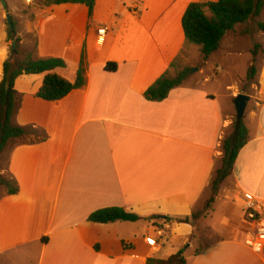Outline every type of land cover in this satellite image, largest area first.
I'll return each mask as SVG.
<instances>
[{
  "label": "crops",
  "instance_id": "obj_1",
  "mask_svg": "<svg viewBox=\"0 0 264 264\" xmlns=\"http://www.w3.org/2000/svg\"><path fill=\"white\" fill-rule=\"evenodd\" d=\"M32 1L5 0L20 53L63 61L65 68L52 74L69 83L83 57L85 86L48 103L35 97L43 74L14 82L21 96L15 124L44 132L47 140L36 144L27 136L0 154V176L17 187L15 195L0 187V264H146L192 245L198 225L217 241L199 254L183 251L186 264H264L250 247L243 200L249 194L264 204V65L256 66L258 87L243 116L248 142L210 216L195 226L180 223L208 198L221 143L233 126L234 100L247 96L240 80L225 87L224 100L207 89L244 33H229L203 65L200 47L184 38L187 7L218 0H95L91 19L83 5L38 9ZM8 44L0 9V82ZM194 66L199 72L164 101L144 99L164 74ZM113 207L140 220L87 221ZM218 213L226 216L219 227L211 225ZM158 230L163 236L151 249L145 238Z\"/></svg>",
  "mask_w": 264,
  "mask_h": 264
},
{
  "label": "trees",
  "instance_id": "obj_2",
  "mask_svg": "<svg viewBox=\"0 0 264 264\" xmlns=\"http://www.w3.org/2000/svg\"><path fill=\"white\" fill-rule=\"evenodd\" d=\"M34 8L43 9L61 5H83L91 19L95 0H33ZM263 1L255 0H218L217 2H201L190 4L182 17L181 25L184 38L187 44L200 47L201 61L203 65L208 58L218 51L223 39L235 29L247 23L251 18H257L263 10ZM14 30L15 24L13 22ZM257 31L264 34V23L256 22ZM253 38L249 33L242 34ZM7 39L9 42L16 41V58L14 63L8 59L3 65V77L0 82V154L11 141L19 140L27 136L34 137V143H43L47 140L44 132L34 130L33 127H21L15 124V116L19 110L21 96L14 90V82L20 76L41 75L44 80L42 87L35 95L36 98L52 103L64 99L71 92L79 90L85 86V68L83 57L80 59L76 72L75 81L69 83L66 80L52 74L56 69H64V62L58 59H37L34 53H20L19 40L12 36L7 27ZM260 46L254 44L251 51V63L247 71L246 80L253 82L256 75L255 63L257 59V49ZM35 50V49H34ZM10 54V47H9ZM22 55L23 59H18ZM106 71L113 72L114 66H106ZM190 69H183L170 76L169 73L160 77L144 93V99L152 103L164 101L170 91L182 86L188 79ZM236 121L233 122L232 131L225 136L221 143L222 158L210 183L208 198L203 202L200 210L191 214L190 220H183L180 223L195 224L200 219L210 216L214 202L219 195L222 184L231 176L234 164L239 152L248 142V130L240 122L235 131ZM33 143V142H32ZM0 187L8 195H15L17 187L13 181H8L0 176ZM140 218L125 211L122 208H105L93 212L87 219L89 223L109 224L115 222L134 223ZM166 221H170L166 219ZM195 254H199L196 252ZM146 264H186L183 251L170 256L167 259H150Z\"/></svg>",
  "mask_w": 264,
  "mask_h": 264
},
{
  "label": "rangeland",
  "instance_id": "obj_3",
  "mask_svg": "<svg viewBox=\"0 0 264 264\" xmlns=\"http://www.w3.org/2000/svg\"><path fill=\"white\" fill-rule=\"evenodd\" d=\"M262 1L264 5V0ZM10 2L11 0H7V5L10 4ZM0 9L3 11L1 4H0ZM256 22L264 23V6H263L262 12L257 18H251L247 21V23L241 25L240 27H237L236 29L237 31H235L236 32L235 34H239V32L241 31V33H249L250 35H252L253 38H250L249 36H246V38L238 37L239 40L236 46H234V50H232L233 55L230 58L226 59V69L227 70L225 69V71L220 76H218L219 79L217 82H214L208 85L207 89L210 91H213L220 100H224V96L225 94H227L224 92V89L228 84H230V81L235 80L237 82L238 80H240L242 81V85L240 87L241 93H245L249 97L247 104L250 101L251 103H253L252 99L256 92V88L258 87L256 83V75H255L253 82L251 83H248L247 80L245 79L247 76L248 68L251 63V59H252L251 51L253 49L254 44H258L260 46V48L257 49V59L255 63V68L258 65L260 67L261 65H264V34L257 31L255 27ZM228 36L231 38V35H228ZM229 37H227L224 40L223 46H225L228 43L230 39ZM10 43L11 42H9L8 46L10 45ZM195 57L196 56H194L193 58L196 60ZM18 59L22 60L23 59L22 55H19ZM208 69L210 70L211 66L206 67V70L204 69V72L207 73ZM179 71H182V70H179ZM179 71H177L176 73H178ZM190 72H192L193 75H196V73H198L199 70L197 69V66H194L190 70ZM235 118H236V113L234 114L233 122L235 121ZM231 131H232V126L227 131L226 136L229 135ZM201 207L202 205L200 206L198 210H200ZM225 217L226 216L224 215V213H218L214 217V220L211 222V225H215L219 227V224L221 223L225 224L226 223ZM147 222L151 223V220H147ZM196 223L194 224V226L196 225ZM152 225L154 227H157L158 224L156 222H152ZM156 232H155V235L150 234L149 236H154L156 238L158 236ZM192 241H193L192 245L186 244L181 247V249L184 251L186 256H190L193 251L195 253L196 252L200 253L204 249L213 245L217 241V238L214 236V234L209 229L204 230L198 225L196 228V233L194 234Z\"/></svg>",
  "mask_w": 264,
  "mask_h": 264
},
{
  "label": "built area",
  "instance_id": "obj_4",
  "mask_svg": "<svg viewBox=\"0 0 264 264\" xmlns=\"http://www.w3.org/2000/svg\"><path fill=\"white\" fill-rule=\"evenodd\" d=\"M104 35L105 30L98 31L99 37H103ZM243 200L245 202V222L249 227L251 236L250 247L255 253L264 257V204L249 194H245ZM156 233L159 237L163 235L160 230ZM145 244L151 249L159 246L154 236H147Z\"/></svg>",
  "mask_w": 264,
  "mask_h": 264
},
{
  "label": "water",
  "instance_id": "obj_5",
  "mask_svg": "<svg viewBox=\"0 0 264 264\" xmlns=\"http://www.w3.org/2000/svg\"><path fill=\"white\" fill-rule=\"evenodd\" d=\"M255 1L259 2L260 0H255ZM0 4L2 6V9L5 12V20H6V25L8 27V30H9V32H10V34L12 36H15V30H14V26H13V21H12L11 16L7 12V7H6L5 0H0ZM16 49H17V43H16V41H13L11 43V45H10V54H9V60H10L11 63H14V61H15ZM190 73H192V72H190ZM248 99L249 98L247 96L239 95L234 100V107H235V112H236L235 131L238 129V127L240 125V122L243 119Z\"/></svg>",
  "mask_w": 264,
  "mask_h": 264
}]
</instances>
